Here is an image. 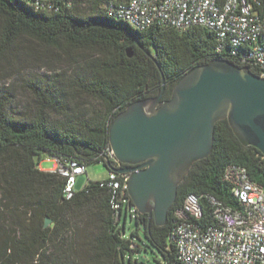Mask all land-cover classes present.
Returning a JSON list of instances; mask_svg holds the SVG:
<instances>
[{
	"label": "trees",
	"instance_id": "trees-1",
	"mask_svg": "<svg viewBox=\"0 0 264 264\" xmlns=\"http://www.w3.org/2000/svg\"><path fill=\"white\" fill-rule=\"evenodd\" d=\"M67 1L69 7L60 4L56 12H41L22 0H0V61L14 56L21 39L64 57L90 54L66 69L28 80L30 101L16 114L9 111L12 96L0 92V264H147L136 252L151 254L153 264H179L169 237L173 212L186 195L210 194L236 207L222 181L227 165L245 168L248 178L264 187L263 155L243 147L226 120L214 125L210 154L194 162L177 186L163 226L134 211L133 241L125 236L127 214L133 218L127 192L115 218L109 191L96 181L87 180L65 200L64 178L38 166L45 158L76 160L85 167L102 163L111 119L129 103L154 97L161 75L162 98L167 99L190 68L213 59L231 60L225 49L216 51L209 30L191 27L178 32L168 26L134 30L107 16L104 7L111 0ZM82 96L94 102L92 108H79L77 99ZM203 211L195 223L215 226L210 210ZM45 219L50 220L46 227Z\"/></svg>",
	"mask_w": 264,
	"mask_h": 264
},
{
	"label": "built area",
	"instance_id": "built-area-1",
	"mask_svg": "<svg viewBox=\"0 0 264 264\" xmlns=\"http://www.w3.org/2000/svg\"><path fill=\"white\" fill-rule=\"evenodd\" d=\"M34 11L56 12L67 0H22ZM107 16L119 19L136 30L168 26L178 32L200 27L214 33L216 51L226 50L237 66L248 67L264 79V0H111L104 7ZM118 165L109 145L103 157ZM54 160V169L64 178L62 195L73 197L77 177L86 174L76 160ZM129 174L108 171L96 181L110 193L115 218L126 203ZM237 206L232 207L210 194H188L174 210L170 241L179 264H264V187L248 178L245 168L227 165L222 173ZM87 182V181H86ZM85 185V184H84ZM84 187V186H83ZM208 208L215 226L200 223ZM129 211L134 212L131 207Z\"/></svg>",
	"mask_w": 264,
	"mask_h": 264
},
{
	"label": "water",
	"instance_id": "water-1",
	"mask_svg": "<svg viewBox=\"0 0 264 264\" xmlns=\"http://www.w3.org/2000/svg\"><path fill=\"white\" fill-rule=\"evenodd\" d=\"M164 90L161 75L154 97L129 103L111 119L109 147L124 167L102 161L108 171L129 174L126 192L135 212L157 227L191 165L210 154L216 122L226 120L243 147L264 157V79L248 67L213 59L181 75L167 99ZM49 224L45 219L44 227Z\"/></svg>",
	"mask_w": 264,
	"mask_h": 264
},
{
	"label": "rangeland",
	"instance_id": "rangeland-1",
	"mask_svg": "<svg viewBox=\"0 0 264 264\" xmlns=\"http://www.w3.org/2000/svg\"><path fill=\"white\" fill-rule=\"evenodd\" d=\"M134 30L137 28L131 25ZM14 56H10L5 61H0V92L11 95V105L9 111L16 114L22 111L25 105L30 101L29 90L27 88L28 80L42 79L49 76L53 70L60 71L70 67L74 61L86 58L90 54L87 53H71L70 57H64L59 51L48 48L37 42L21 39L13 52ZM79 108L86 111L94 105V102L86 97L77 99ZM54 163L51 158H45L39 164L42 169H50ZM86 174L77 179L75 190L79 191L83 188L87 180L98 181L103 179L108 170L103 163H91L85 168ZM124 216V212H122ZM122 216V217H123ZM135 213L133 218L126 216L125 236L133 241L130 233L135 229ZM138 260H142L147 264H153L152 255L145 252H136ZM133 259V252L131 253Z\"/></svg>",
	"mask_w": 264,
	"mask_h": 264
},
{
	"label": "crops",
	"instance_id": "crops-1",
	"mask_svg": "<svg viewBox=\"0 0 264 264\" xmlns=\"http://www.w3.org/2000/svg\"><path fill=\"white\" fill-rule=\"evenodd\" d=\"M42 161H43V160H42ZM42 161H41V162H42ZM41 162H40V163H41ZM38 168H39L40 170H42V171H50V172H51V171L54 169V163H53L52 167H51L50 169H48V170H46V169H42V168L39 167V166H38ZM81 176H82V175H81ZM81 176H79V177H81ZM79 177H77V179H78ZM77 179H76V182H77ZM75 187H76V183H75Z\"/></svg>",
	"mask_w": 264,
	"mask_h": 264
},
{
	"label": "flooded vegetation",
	"instance_id": "flooded-vegetation-1",
	"mask_svg": "<svg viewBox=\"0 0 264 264\" xmlns=\"http://www.w3.org/2000/svg\"><path fill=\"white\" fill-rule=\"evenodd\" d=\"M121 167H124V165H120V164H118L116 167H114V168H121Z\"/></svg>",
	"mask_w": 264,
	"mask_h": 264
}]
</instances>
